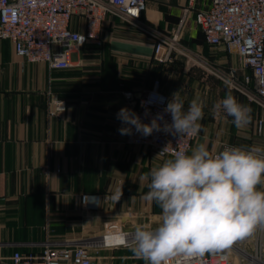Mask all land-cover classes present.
<instances>
[{"label": "crops", "instance_id": "obj_1", "mask_svg": "<svg viewBox=\"0 0 264 264\" xmlns=\"http://www.w3.org/2000/svg\"><path fill=\"white\" fill-rule=\"evenodd\" d=\"M210 1L194 0L195 11L207 9ZM187 2L147 0L142 20L169 37ZM70 29L85 31L82 15L73 16ZM181 37V46L196 60L174 54L162 63L152 39L108 17L100 28L101 44L73 52L66 70L26 63L9 41H0V264L14 252L38 253L47 242L87 244L97 264H145L128 247L102 244L106 223L133 233L137 226L155 227L162 211L143 199L149 180L142 177L169 157L125 143L118 129L127 126L116 114L133 108L124 91L137 93L158 81L168 100L179 91L185 110L199 97L204 115L191 149L199 143L213 154L230 145L264 147V128L257 130L264 110L209 73L235 70L240 82L249 72L236 54L209 47L192 15ZM229 91L251 110L246 127L236 128L232 117L214 108ZM54 100L66 103L59 118L48 113ZM121 188L115 202L112 196ZM82 195L89 197V208L79 203Z\"/></svg>", "mask_w": 264, "mask_h": 264}, {"label": "built area", "instance_id": "obj_2", "mask_svg": "<svg viewBox=\"0 0 264 264\" xmlns=\"http://www.w3.org/2000/svg\"><path fill=\"white\" fill-rule=\"evenodd\" d=\"M146 2L0 0V41H9L14 55L26 63H43L50 69L66 70L72 66L71 54L86 44L100 45L102 23L108 17H117L154 41L153 53L159 62H170L174 54L195 61L190 52L178 44L192 15L204 42L211 48L222 47L236 54L243 69L249 72L240 82L236 79L235 70L226 75L214 70H209V73L264 110V0H211L207 9L198 11L194 9V0H188L169 37L143 22ZM77 14L84 18L85 31L82 33L70 29L72 18ZM122 95L144 123H150L157 113H162L169 101L160 92L158 81H154L151 88L137 93L124 91ZM142 101L151 102L142 107ZM65 109L63 100H54L49 103L48 113L59 118ZM164 120L171 123V115L165 114ZM262 128L264 123L259 121V133ZM196 137L184 136L179 140V137L163 131L143 136L133 128L132 134L125 135L124 140L128 145L149 148L156 156L165 158L176 151L189 152ZM79 203L89 208V197L82 195ZM122 233L117 223H106L103 246H124L120 240ZM232 256H238L240 264H264V232L237 241L218 253L209 252L194 257L191 264H234ZM5 261L7 264H97L87 244L59 245L50 242L45 243L38 253L14 252ZM177 261L179 258L172 264H177ZM180 264L183 262L180 261Z\"/></svg>", "mask_w": 264, "mask_h": 264}, {"label": "clouds", "instance_id": "obj_3", "mask_svg": "<svg viewBox=\"0 0 264 264\" xmlns=\"http://www.w3.org/2000/svg\"><path fill=\"white\" fill-rule=\"evenodd\" d=\"M149 102L142 101L141 106ZM204 107L197 97L185 110L177 91L150 123L133 110L121 108L116 118L127 127L118 131L131 135L135 128L143 136L163 131L179 140L195 136L202 127ZM214 108L232 117L238 129L251 122L250 108L230 91ZM165 114L171 115V123L164 120ZM142 179L149 180L143 199L162 210L160 222L153 228L137 226L133 233H122L120 240L145 264H172L176 258L177 264H191L194 257L218 253L264 232V147L230 145L213 154L199 143L190 153L174 152ZM122 194V188L117 189L112 199L118 202Z\"/></svg>", "mask_w": 264, "mask_h": 264}, {"label": "rangeland", "instance_id": "obj_4", "mask_svg": "<svg viewBox=\"0 0 264 264\" xmlns=\"http://www.w3.org/2000/svg\"><path fill=\"white\" fill-rule=\"evenodd\" d=\"M205 1H208V0H205ZM182 11V10H181ZM178 44L179 45H183L182 43V37L180 36L179 39H178ZM219 48H222V47H219ZM178 56V55H177Z\"/></svg>", "mask_w": 264, "mask_h": 264}]
</instances>
